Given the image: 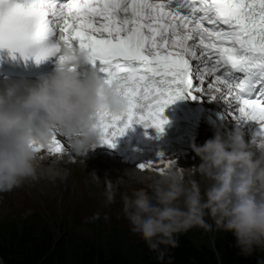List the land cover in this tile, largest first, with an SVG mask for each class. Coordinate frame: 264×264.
Here are the masks:
<instances>
[{
  "label": "snow or ice",
  "instance_id": "snow-or-ice-1",
  "mask_svg": "<svg viewBox=\"0 0 264 264\" xmlns=\"http://www.w3.org/2000/svg\"><path fill=\"white\" fill-rule=\"evenodd\" d=\"M59 43L99 61L126 99L120 113L98 114L99 145L115 148L134 125L162 132L164 108L185 96L222 101L237 122H255L264 142V0H0V48L39 62ZM34 147L71 155L55 136ZM157 156L138 168L160 174L176 164Z\"/></svg>",
  "mask_w": 264,
  "mask_h": 264
},
{
  "label": "clouds",
  "instance_id": "clouds-1",
  "mask_svg": "<svg viewBox=\"0 0 264 264\" xmlns=\"http://www.w3.org/2000/svg\"><path fill=\"white\" fill-rule=\"evenodd\" d=\"M54 67L36 80L0 86V193L42 177L55 180L62 155L47 149L53 137L67 150L85 156L99 145L98 114H118L126 99L97 71L82 76L78 66L89 61L85 50L59 43ZM190 147L199 163L168 166L143 188L122 196L123 213L133 235L162 260L178 237L194 227L229 232L239 255L264 252V142L246 139L236 128L219 132ZM125 175H128L126 172ZM131 178L145 177L133 171ZM123 177H118L119 183ZM107 202L115 198L107 181ZM257 264H264L258 261Z\"/></svg>",
  "mask_w": 264,
  "mask_h": 264
},
{
  "label": "rangeland",
  "instance_id": "rangeland-1",
  "mask_svg": "<svg viewBox=\"0 0 264 264\" xmlns=\"http://www.w3.org/2000/svg\"><path fill=\"white\" fill-rule=\"evenodd\" d=\"M227 132L224 129V133ZM82 158L81 162L69 160L71 168L63 179L26 181L10 192L0 193V239L16 234H23L25 239L48 235L54 247L64 240V248L68 249L70 245L66 241H73L76 237L104 238L112 229L132 234L122 210V196L131 195L140 188L150 191V186L142 183L141 187H120L114 176L110 180L115 198L109 203L106 198L108 188H103L107 185H96L89 173L85 175L87 158ZM33 230L35 233H31ZM188 232L193 240L205 241L213 247L214 240L222 231L204 232L194 227ZM0 264H3L1 259Z\"/></svg>",
  "mask_w": 264,
  "mask_h": 264
},
{
  "label": "trees",
  "instance_id": "trees-1",
  "mask_svg": "<svg viewBox=\"0 0 264 264\" xmlns=\"http://www.w3.org/2000/svg\"><path fill=\"white\" fill-rule=\"evenodd\" d=\"M76 238L67 240L70 247L65 249L64 240L54 247L48 235L30 239H25L23 234L2 237L0 259L3 264H257L264 261L261 251L251 256L239 255L229 232H221L213 247L205 241L193 240L188 231L182 233L178 246L168 248L162 260L157 259L143 239L121 229H112L104 238Z\"/></svg>",
  "mask_w": 264,
  "mask_h": 264
},
{
  "label": "bare ground",
  "instance_id": "bare-ground-1",
  "mask_svg": "<svg viewBox=\"0 0 264 264\" xmlns=\"http://www.w3.org/2000/svg\"><path fill=\"white\" fill-rule=\"evenodd\" d=\"M218 107L219 108H217L216 106L212 107L214 112H215V114H214L215 122L212 125H207V124L201 125V127L196 132L198 144H202L206 139L212 137L217 132H219L222 136H225V137L233 132L234 128H232L230 126H229L230 127L229 133L225 134L223 132L224 124L226 121L225 120L226 115L224 114V112H225V110L223 109L224 106L220 102L218 104ZM236 127L238 128V126H235V129H236ZM246 139H250V138L246 137ZM190 150L191 151H189L185 157H182V159L180 161L181 167H189V166H193V165L199 163V158L196 157L195 153L192 151V148ZM68 153H71V155H69L67 153L63 154L62 159L60 160V162L57 166L58 172H59L58 177H60L61 179L64 178L67 171L71 168V166L69 167V164H70L69 160L70 159H72V161H73V159H75L76 162L83 161L82 156H81V159H78L79 156L76 155L75 153H72L69 150H68ZM74 155H76V156H74ZM85 157L87 158L86 159L87 164L84 168L85 175L89 173L90 176H92L98 182V184H101V185L107 184V183H104V181L110 180L114 176L117 178L123 177L124 179H128V178L132 179L131 173L133 171H137L133 166L126 165V164L124 165V164L118 162L117 159H112V158L106 157V156L98 153L95 149L88 151V153L85 155ZM126 172L128 173V175H125ZM140 173L143 177H145L142 180V182L146 183L148 186H150L151 181H150V179H147V177H151V176L147 175L144 172H140ZM40 179H45L48 182L52 181V180H49L47 177H42ZM36 181H38V180H36ZM41 181H43V180H41ZM32 182H34V181H32Z\"/></svg>",
  "mask_w": 264,
  "mask_h": 264
}]
</instances>
